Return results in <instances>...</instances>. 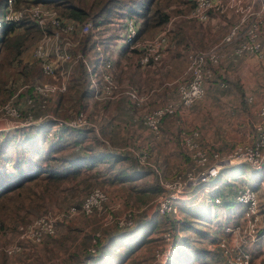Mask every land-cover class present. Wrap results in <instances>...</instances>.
Instances as JSON below:
<instances>
[{
    "label": "built area",
    "instance_id": "2783aa9c",
    "mask_svg": "<svg viewBox=\"0 0 264 264\" xmlns=\"http://www.w3.org/2000/svg\"><path fill=\"white\" fill-rule=\"evenodd\" d=\"M17 0H7L5 3V19L18 21L29 12L42 27L51 25V32H45L43 38L37 43L32 51L33 58L40 66L41 72L51 76L52 81H30L24 83L4 105L0 107V118L10 119L1 130H10L28 127L47 120H56L59 125L66 124L73 128L89 129V123L84 111H80L74 117L62 119L47 113L44 116L35 118L34 107H46L50 102L57 99L58 95L68 90L71 83V75L77 68L83 66L89 88L93 97L98 101L127 100L136 105H146L151 101V95L156 89L141 93L138 87L128 85L123 87L118 82L113 72L114 56L104 58L102 45L97 44L94 55L88 56L85 52L75 50L81 43V36L88 32L93 22L86 20L83 23L66 19L60 15L56 8L49 3L38 2L31 8L22 11L16 7ZM233 10L238 19L231 26L228 33L217 43L204 48L195 49L188 47L186 60L188 67L183 77L178 80L177 97L172 98L162 105L146 111L142 115L143 123L155 135L162 132L163 121L174 116L183 108L192 106L196 101L202 99L206 93V84L215 78V67L228 59L236 61L242 55H256L263 57L264 49L260 36L264 29V0H195L194 6L190 9L187 17L197 23L206 24L214 21L216 15L228 13ZM172 21V20H171ZM170 21V22H171ZM170 22L156 36L144 41L136 39L138 34V23L134 17L127 16L119 20L117 26L122 23L125 31L121 41L131 43V48H138L141 51L139 63L145 69H156L167 53L169 45ZM121 43V44H123ZM118 49L115 45V53ZM94 60V61H92ZM96 63V66L93 65ZM97 63H101L98 70ZM227 86L226 83H222ZM22 97V100L20 98ZM252 100V97H248ZM25 107V108H24ZM259 120L255 126V139L252 143H238L227 152L213 151L211 158L203 149L199 150V144L195 138L199 131L192 134L193 139H186V146L194 150L192 156L199 166L197 173L187 171L169 179L159 177L162 192L156 197L157 211L161 215H178L182 208V201L192 197L191 192L197 185H202L203 192H207L213 186L208 182L216 179L221 171L227 167L245 163L256 171L264 170V105L259 108ZM125 156L130 159L134 170L139 171L145 162L133 148H125ZM134 152L132 157L130 154ZM231 181V177L228 179ZM264 183L261 181L260 185ZM217 187V185L215 186ZM200 191V189H199ZM264 195V187L262 188ZM109 197L101 187L94 188L80 205H70L66 212L67 217L79 213L87 217L98 215L103 217L106 224H114L119 228L132 227L135 223L133 208L127 209L123 215L114 216L110 211L106 212L105 203ZM237 203L243 207L245 215L243 220L235 223L222 224L225 236H222L218 244L211 247L221 254V261L217 264H252L253 253L250 245L257 242L264 234H259L257 227V212L259 198L256 188L252 185L239 186L235 193ZM210 204H221V196H210ZM64 213L48 210L36 216L26 223L17 226V238L15 241L4 246L9 255L21 252L26 245L40 244L46 237L57 234V224ZM101 233L93 234L92 242L88 251L96 253L98 249V236ZM163 240L167 247H155V264H169L172 255L177 248L175 233L167 229L163 233Z\"/></svg>",
    "mask_w": 264,
    "mask_h": 264
},
{
    "label": "rangeland",
    "instance_id": "374dc122",
    "mask_svg": "<svg viewBox=\"0 0 264 264\" xmlns=\"http://www.w3.org/2000/svg\"><path fill=\"white\" fill-rule=\"evenodd\" d=\"M243 2H246L247 0H242ZM29 4V5H28ZM35 4V2L30 3H23L21 4L20 9L24 12L32 7V5ZM51 5V4H50ZM53 6V5H52ZM168 8L172 10L173 17L172 21L170 22L171 30L177 29V25L185 22L190 27L194 28V30H201L208 33V36L206 38L207 47L213 45L214 43L219 42L230 30L231 26L234 25L235 21L238 19V16L235 17L231 13L230 10L228 12L229 15L223 16V15H216L214 21H210L206 24L197 23L194 20H190V18L187 17L189 8L187 4L183 3H170L168 5ZM26 14H29L27 11ZM25 14V15H26ZM24 15V16H25ZM23 16V17H24ZM49 25V24H48ZM47 25V26H48ZM120 25V24H119ZM118 25V26H119ZM46 26V27H47ZM190 30V28H189ZM162 31V30H161ZM115 32L118 34L123 33L122 28H118L115 31V22L111 24L110 27H107L105 29H98L92 28L84 33H94V37L98 38V44L102 45V50L104 53V58L110 57L115 54V45L117 46V49L120 50L123 43L121 41V38L115 39ZM264 33V29L263 32ZM83 34V35H84ZM158 34V33H157ZM156 34V35H157ZM82 35V36H83ZM110 35H114V39L111 40L110 49L108 52H105L104 47L106 43L109 41ZM155 35V36H156ZM43 38H39L37 41H35L30 48L26 50V52L23 53L21 56L22 64L20 66L24 67L23 72H17L14 73L13 70H11L8 73L7 81L8 86L14 88V91H17L24 83L30 82V81H52L55 79H52L51 77H45L46 79H43L41 77L40 73V66L36 62V60L33 58L32 51L34 47L37 45V43ZM153 38V37H152ZM146 39L150 38H141L137 39L138 41H144ZM103 41V43L101 42ZM96 43V44H97ZM109 43V44H110ZM192 45L194 44L196 47L197 41H192ZM264 44V43H263ZM96 47V46H95ZM95 47L91 50L85 52L88 56L94 55ZM206 47V48H207ZM183 48L184 53V59H186V53L188 48L185 46H181V49ZM75 50L82 51L79 47H76ZM112 50V53H110ZM94 61V60H92ZM169 58L167 53L163 57L162 61L157 65L156 69H148L143 71V67L138 65V59H134V63L128 64V61L124 59L123 67L119 66L117 64V61L114 60L113 62V72L115 77L117 78L120 85L123 87L128 85H134L138 87L139 91L141 93H145L147 91H151L153 89H156L155 92L151 95V101L146 105H141L137 107L136 105H133L132 103L128 102L127 100H109L108 102L101 101L96 102L90 98L86 97V105L81 111H84L86 113V117L89 123L90 128L95 129V133L101 138L105 139L106 144L116 150L117 152H121L125 154V148H133L136 153H138L141 158L144 159V163L141 165L140 170L142 168H145V166H148L150 168H153L155 173L158 174V171L161 172V175L165 178L172 179L176 177L179 174H184L187 171H193L195 173L198 172L199 166L196 165L197 161L194 159L192 154H194V150L192 151L186 146V139L192 138V134L195 132V129L200 130V137L195 138V142L199 144V150L203 149L207 152V155L209 158H211L213 151H221L225 152V150H220V146L223 144L224 140H227V142L230 143L229 147L233 148L238 143H252L254 140V137L252 134L255 132V124L259 120V115L257 116V113L259 112V108L264 105V94L258 107L257 111V105H253V108L249 111L250 113V123H249V132L251 135H247L246 133L243 134V127H236V114L232 115L231 111L234 109L233 107H230L231 104H233V100H236V93L232 94V89L228 90H220L215 89L214 86H211V91L206 94L205 93V99L209 96L218 97L219 95L228 102H222V105H220L219 109L216 107H213L210 112L209 109L203 106L204 104V98L198 102H196L194 105L182 109L180 112L177 113V115H174L172 117H169L166 119V122L162 124V132H164L165 127L168 128V130L172 129L176 131L179 134L178 136V143L177 146H174L169 143L172 142L170 137H163V138H156L148 129V127L143 123L142 121V115L148 110H151L157 106L162 105L164 102L177 97V85L176 87L173 86L172 83H161L163 80V74L166 65H168ZM264 61V60H263ZM101 63H97L96 69L98 70V67H100ZM93 65L96 66V63L93 62ZM81 72V68H77L73 74V76L76 78L77 83L76 87L73 86V89L76 90V88L79 89H87L89 84L84 82L83 80L79 79V75ZM75 80V82H76ZM216 80V79H215ZM215 80H209L208 83H212ZM227 81V80H225ZM228 82V81H227ZM75 85V84H74ZM211 85V84H210ZM238 91V88H236ZM207 92V91H206ZM239 95L241 96V92H239ZM218 94V95H217ZM228 97V98H226ZM242 97V96H241ZM22 100V97L20 98ZM56 101V100H55ZM25 108V107H24ZM56 106L50 105L46 107H34L33 113L35 118H39L41 116L46 115L47 113L52 114L53 116H58L55 114ZM231 108V109H229ZM229 109V110H228ZM248 107H245L243 109L244 112L241 113H247ZM250 109V108H249ZM236 110V109H235ZM69 117L72 118L76 115L77 110H75L74 105H70L67 112ZM231 113V114H228ZM65 117V116H64ZM10 119L7 118H0V128H4L6 123ZM238 124V123H237ZM56 128V127H55ZM50 129L52 132L53 129ZM13 130V129H10ZM10 130H1V132H7ZM19 135H22V137H25V135L19 131ZM220 135V137H219ZM225 135L228 138H224ZM45 144L50 145V141L44 140ZM182 146L184 147V150L182 149ZM219 148V149H218ZM132 157L135 155L134 152H131L130 154ZM127 158V157H126ZM126 162L130 165V167L133 169L130 163V159L127 158ZM44 163L43 160L40 161V163ZM11 165L12 162H9ZM12 166V165H11ZM10 166V167H11ZM124 166V163L122 164ZM104 167V166H100ZM231 168L228 171L224 172L223 179L227 180L230 178V176L237 175L233 174L232 166L228 167ZM251 168V169H250ZM134 170V169H133ZM247 177L251 178L253 182L259 181L261 179H264V173H258L253 172L252 167H248ZM154 175H151V177H144L142 179L136 180L133 182H119L113 179V177L105 172H102L100 175H95L94 172H89L87 174H82L78 180H70L66 181L64 186L58 190V192L55 194L53 199L47 200V205L38 212L34 211L32 214H30L24 221H18L15 224H12L8 226L5 229H0V263L8 262L10 264L14 263H21L25 264L27 262H34L37 263V259H40L43 257L42 255L38 254V249L36 247V244H30L26 245L24 250L21 252H17L14 254L9 255L5 252L4 246L7 244L13 242L17 238V226L21 223H26L30 221L31 219L35 218L36 216L45 213L48 210H54L57 211L58 214H62L63 211L68 208L70 205H80L82 201L89 195V193L96 187H101L104 189L109 197L108 201L105 203L106 212L110 211L114 216H121L123 213L129 209L133 208L135 211V219L136 221L141 220L148 214H154L156 207V198L152 203L149 204H139L136 205V199L138 195H141L140 193L142 190L141 188H144L145 185L148 183L156 180L154 179ZM246 177L242 176L239 179L235 180L236 184L233 186L234 188L232 190H229V188L225 187L223 188V192L228 197H235V193L239 186L241 185H249L251 182L248 180H245ZM217 181H210L208 182L209 185L215 184ZM222 182V181H221ZM228 182V181H226ZM136 186H133V185ZM226 185L227 183L221 184ZM264 187V183H262L260 186H256L257 194L259 200V206H258V212L257 217V227H259L262 213L264 212V195H262V188ZM200 189V191H199ZM192 197H189V199H185L182 201L183 207L184 206H190L193 208V211L197 212L195 207L201 206L204 208L209 202V197L212 195H209L208 193L203 192L202 185H197L196 188H193V191L191 192ZM242 210L243 207L240 206L238 203H231V204H210V212L212 214V221H201L198 219H201V216H198L197 213L188 212L181 209V213L179 215V219H171L174 221V224L165 225L161 222V236L167 229L172 230L174 233L175 231L179 230L180 233H183V230H181V226H184L180 224L178 221H181L183 219L189 220L191 217V221H193L194 227H188L184 232L186 234H189V232L195 237V239L201 238L202 233L197 231V229H205L210 233H216V235L220 234L219 226L222 225V219L225 218V221H232L233 216H229L228 214H231V211L234 210ZM228 215V216H227ZM244 209H243V215L244 216ZM77 217L80 216V222H78L77 218L70 219L68 221V227L70 226L73 228V231L75 233L73 234L76 239H74L73 242L80 243L86 241L87 239V247L90 244V240L92 238V234L95 232H104L109 231L112 229H115L114 224H106L103 217H100L98 215H95L93 217H87L85 214L80 213L79 215H76ZM190 221V220H189ZM80 223L81 229H79L78 224ZM180 228V229H179ZM197 228V229H196ZM78 230V231H77ZM77 231V233H76ZM191 235V236H192ZM158 237V236H157ZM46 237L44 241L47 239ZM194 238H192L193 240ZM196 241V240H195ZM211 244V243H209ZM208 244V245H209ZM199 245V244H198ZM167 247V244L164 242L163 238L157 239V242L155 244V247ZM153 247V254L154 249ZM29 253V255H28ZM64 255V253L62 252ZM46 254H44L45 256ZM264 257V256H263ZM213 258V257H211ZM43 259V258H42ZM44 261V260H43ZM214 261V260H212ZM262 256L255 258L253 261V264H262ZM41 264H44L43 262Z\"/></svg>",
    "mask_w": 264,
    "mask_h": 264
},
{
    "label": "trees",
    "instance_id": "16d2710c",
    "mask_svg": "<svg viewBox=\"0 0 264 264\" xmlns=\"http://www.w3.org/2000/svg\"><path fill=\"white\" fill-rule=\"evenodd\" d=\"M6 1L0 0V107L10 100L16 92L14 88L8 86V73L11 70L14 73L23 72L26 66V64L24 67L20 66L22 64L21 56L23 53L35 41L41 38L45 32H51L52 30L51 25L42 27L28 14L18 21L6 20ZM30 2L49 3L57 9L62 17L79 23L91 20L94 28L98 29L110 27L115 22V31L118 27L122 28L124 32V26H117V23L127 16L134 17L138 23L136 39L152 38L165 28L173 17L172 10L168 8L170 3L187 4L189 11L195 4V0H17L16 7L20 8L21 4ZM231 13L233 16H237L234 11H231ZM221 15L227 16L229 14L224 13ZM120 24L123 25L122 23ZM190 26L182 22L177 25V29L173 28L170 31L169 45L167 47L169 61L165 67L161 83H172L176 87L178 80L184 76L188 67V61L184 59L183 48L181 49L182 45L186 48L194 47L195 49L207 47L205 40L208 33L200 29L194 30ZM123 37H125L123 33L120 35L115 32V39H122ZM113 39L114 35H110L109 41L104 47L105 52L109 51L110 42ZM192 41H197L196 47L194 44L192 45ZM97 42L98 38L94 37V33H87L81 36V43L78 47L83 52H87L94 48L98 44ZM101 42L103 43V41ZM130 44L123 43L120 50L118 49L117 53L113 55L114 60L117 61L119 66L123 67L124 59L128 61V64H132L136 58L138 59V65L142 66L139 63L141 51L138 48H131ZM110 53H112V50ZM110 57H112V54ZM80 68L79 79L87 83L86 71L83 66H80ZM214 69L215 78L212 80L216 79V73H218V68L215 67ZM143 71H145L144 67ZM40 73L43 79L51 77L44 75L41 71ZM73 74L71 75V83L68 90L58 95L56 101L50 102L47 105L49 107L51 104L56 106L54 112L58 115L56 116L58 118L66 119V117L70 116L66 113L70 105L75 106V110H77L76 114H78L87 104L85 101L86 97L90 98L89 100L92 99L93 101L100 102L93 97L92 90L89 87L87 89H73V86L76 87L77 83ZM51 78L54 79L53 77ZM165 121L166 119L163 123ZM52 128L55 129L51 132L50 129ZM19 131L25 137L19 135ZM45 139L50 141V145L45 144ZM41 160L44 163H40ZM126 160L128 159L123 157L121 152L110 148L106 144L105 139H101L95 133L94 128L83 130L70 127L66 124L59 125L56 120H47L7 132L0 131V229H5L18 221H24L34 211L39 213L47 205V200L53 199L66 181L77 180L84 173L94 172L98 176L102 172H105L116 181H129L130 183H134V181L148 177L151 174L152 169L150 167L136 171L130 167ZM9 162H12V166ZM123 163L124 166H122ZM101 165L104 167H100ZM245 167L247 168L248 166L244 163L233 165V174L237 175L231 176V181L221 180L222 171L228 169V167L223 169L216 179L220 180L218 183L220 182L221 184L228 181L226 182L228 183L226 186L233 187L234 183L236 184L235 180L244 176L246 177L245 180L251 181L252 186L256 188L264 180L261 179L253 182L251 178L247 177V169ZM252 171L264 173V170L256 171L252 169ZM218 185L215 187L216 193L214 195L222 197L221 204L237 203L235 197L226 196ZM133 186L136 185L134 184ZM140 190H142L140 192L142 194L137 196L136 205L154 201L162 192V187L159 184L153 183L152 185H145ZM182 208L185 210L190 208V206L183 207L182 205ZM203 209L206 215H202L201 219L198 220L211 221L210 204ZM134 214L135 223L132 227L138 225L139 222L136 221V214L135 216ZM157 222V219L149 222L150 230L157 227ZM178 222L194 227L191 220L187 221L184 219ZM132 227H126L124 230ZM118 229L119 227L115 225V229L107 232L104 231L98 236V249L96 253L89 252V246L86 247L87 253H89L86 260L96 261L99 258L98 253L105 249L107 243L113 242L115 234H118ZM176 233L177 231H175L177 248L170 262L172 259L179 260L180 262L188 261L192 258L194 241H192V238L188 234H183L182 237H179ZM158 238H163V234L155 239ZM85 240L87 242V239ZM212 242H217V236H212ZM79 244L77 243L76 245ZM196 250L197 257L199 258H202L203 254L207 251L204 248L198 247H196ZM0 264H8V262Z\"/></svg>",
    "mask_w": 264,
    "mask_h": 264
},
{
    "label": "crops",
    "instance_id": "0c3cea01",
    "mask_svg": "<svg viewBox=\"0 0 264 264\" xmlns=\"http://www.w3.org/2000/svg\"><path fill=\"white\" fill-rule=\"evenodd\" d=\"M260 40L262 42L263 49H264V44H263L264 43V33L261 34ZM263 60H264V55L263 57L260 58L256 55H246L245 54V55L240 56L236 61L228 59L227 57L226 60L222 62L219 67H217L218 73H216L217 74L216 80L212 83L207 82L206 84V91H207L206 94H208L211 91L210 90L211 86H214L216 90L217 89H220V90L232 89L233 91L232 94L234 92L236 93V96H235L236 100H233L234 103L230 105V107L234 108L232 109L231 113L232 115L236 114V116L234 115L235 118L237 117L236 127L238 126L243 127V134L246 133L247 135L248 134L251 135L249 132V127H248L249 123L251 122L249 111L253 108V105H257V111H258L259 105L262 104L260 102L263 101L262 99L263 97L262 94H264V61ZM225 80H227L228 82ZM222 83H226L227 86H223ZM236 88H238V91L241 92L240 94L242 97L239 95ZM249 96L252 97V100L248 99ZM203 98L205 99V96ZM222 102H228V101H225L220 95L218 97L209 96L208 98L206 97V99L204 100L203 106L209 109V112H210V110L213 107H216L219 109L220 105H222ZM245 107H248L247 113L245 114L241 113L240 116H237L239 115L240 112H244L243 109H245ZM231 113H228V114H231ZM257 116H258V113H257ZM195 130L199 131V135L197 136V138L200 137V130L199 129H195ZM164 136L170 137L172 142L169 141V143L178 147L177 143L179 140L178 139L179 134L177 133V129L176 131L172 129L168 130V128L165 127L164 132H161L160 135L155 136V137L160 139V138H163ZM252 136L255 139L256 133L254 132ZM224 138H228V137L225 135ZM229 145L230 143L227 142V140H224L223 144L220 146V150L222 151L225 150V152L229 151L230 149H232L231 147H229ZM182 149L184 150L183 146H182ZM122 155L123 157H126L125 154L122 153ZM245 165L249 167V165L247 164ZM145 167H148V166H145ZM248 167L247 168L245 167V168L248 169ZM151 169H152V172L148 177H151V175H154L153 180L154 179L156 180L148 183V185H152L153 183L160 185L159 177L160 176L162 177L161 172L158 171V174H157L155 173L153 168ZM229 169L231 168H228L222 171L221 173L222 177H223L224 172L228 171ZM212 181H217V184L216 183L215 184L216 185L219 184L218 186H220L222 190H224L223 188L225 187L229 188V190H232L234 188V187L226 186L225 184L222 187V185H220L221 183L220 182L218 183V181L220 180H217V179L212 180ZM119 182H126V181H119ZM216 185L214 184L209 185L210 187L213 186V188H211L205 193L215 196L214 194L216 193V189H215ZM249 185H253V184H249ZM234 186H235V183H234ZM152 202L153 201L147 202V203H141V204H149ZM68 208H66L63 211L64 217H62L58 221L57 235L49 236L42 243L36 244V247L39 248L37 250L38 254L43 256L42 257L43 259L41 258V256H40V259H37L36 264H41L42 262L44 264H155L153 247H155V244L157 242V239L155 238L161 235L162 233L161 231L162 227L160 225L161 222L165 225L171 226L172 224H174V221H172L171 219H179V215L182 211L181 210L178 215H171V214L161 215L160 213H158L157 207H154L155 213L151 215L150 214L146 215L144 218L139 220L138 225H135L134 227L130 229H126V230H124V228H119L117 231L118 234H115V238L113 242L107 243L106 245L107 248L105 247V249H103L102 252L98 253L99 258H97L96 261H91V260H86L89 255L86 249L87 242L82 241L80 242L79 245H76V243L73 242L74 239H76V237L73 235L75 231H73V228H71L70 226L68 227V224H67L70 219H73L75 217L77 218L78 222H80V219H79L80 216L78 217L76 216V215H79L80 213L74 216H71V217H67L66 212ZM194 209H196L198 213L193 211L192 207L187 208L185 210L188 212L197 213L198 216L206 215L205 214L206 212L201 206L195 207ZM228 215L233 216V220L225 221L226 217L224 216V218L221 221L222 224H225L227 222L235 223V222L242 221L243 220V216H242L243 209L231 211V214L229 213ZM191 217L189 218V220H191ZM153 219L158 220L157 227L150 230L151 228L149 227V222L151 220L153 221ZM174 225L176 226V224ZM78 226H79L78 228L81 229L80 223L78 224ZM188 227H191V226H186V225L181 226V230L183 229V233H180L179 230H177L176 235H178L179 237H182L183 234H186L184 230H186ZM221 228L222 226L221 227L219 226L220 234L218 235H216V233H210L208 229L205 230L202 228L201 229L196 228L197 231L202 233V237L198 239H195V237H193L194 234L192 235L189 232L188 235L191 238H194L192 240L194 241V244H193L194 251H192V258L189 259L188 261H182V262H180L179 260L176 261L172 259L170 264H217L219 261H221V254L219 252V248L218 250H212L211 247L216 246L218 244L219 239L222 236H225L226 233H224ZM259 234L261 235L264 234V212L262 213L261 221L259 224ZM212 236H217V242L215 243L212 242ZM196 247L204 248L208 252L206 251V253L203 254V257L199 258L197 257V254H196L197 252ZM250 249L253 253V261L255 258H258L261 255L262 256L261 262L262 264H264V257H263L264 256V235L257 242L251 244ZM62 252L64 253V255L62 254ZM44 254L46 255L44 256ZM14 264H21V263L19 262V263H14ZM25 264H35V263L32 261V262H27Z\"/></svg>",
    "mask_w": 264,
    "mask_h": 264
}]
</instances>
